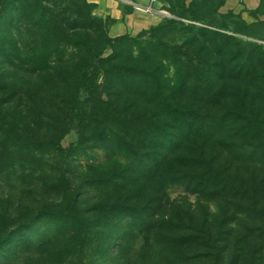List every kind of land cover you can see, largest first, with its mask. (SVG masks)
<instances>
[{
    "label": "rangeland",
    "instance_id": "374dc122",
    "mask_svg": "<svg viewBox=\"0 0 264 264\" xmlns=\"http://www.w3.org/2000/svg\"><path fill=\"white\" fill-rule=\"evenodd\" d=\"M132 1L146 12L161 11L164 22L175 18L173 9L178 11L183 4L187 8L192 0ZM197 1L199 6L193 9L202 19L183 20L234 36L232 49L244 55L238 61L231 62L228 56L222 60L226 68L230 63L242 64L241 78L223 79V71L207 68L206 60L219 58L195 29L186 32L167 27L149 32L150 27L142 30L146 31L143 34L114 35L110 33L114 19L96 13V1L90 2L93 18L78 13L88 8L77 0H15L0 5V264H264V26L248 23L233 9L223 11L226 0L221 6H217L219 0ZM159 3L164 10L158 9ZM257 11L264 12V0ZM103 33L116 41L124 35L132 39L116 42L114 49L103 48ZM87 36L100 57L119 55L114 60L116 70L98 59L94 67L98 94L109 95L115 105L109 114L114 125L123 119L130 124L146 120L153 128L166 121L175 134L177 128L170 124L176 123L179 114L173 117V110L159 105L163 95L174 109H198L194 125L198 131L183 144L192 148L197 142H206V158L229 179L227 188L239 185L246 188L245 193L234 195V191L225 190V195L205 196L188 192L185 184L193 170L185 168L183 184L176 182L164 191L159 190L157 180L126 187L134 172L121 173L128 166L106 161L110 154L93 145L91 128L100 126L105 104L84 92L80 97L85 104L79 110L71 104L77 94L75 76L88 52ZM76 41L79 43L74 46ZM149 46L165 47L178 54L180 65L195 69L187 91L175 90L171 78L175 64L160 59L159 70L152 74L154 65L145 63L143 54ZM46 56L47 63L41 60ZM202 71L208 73L202 76ZM132 80L143 95L137 97L126 86ZM222 85L224 90L218 93ZM217 100L216 105H209ZM225 102L235 106L244 102L246 119L236 121L237 115L232 113L216 131ZM40 106L53 112L49 118L60 117L53 122L64 132L61 145L77 148L67 164L58 156L43 161L35 157L32 143L39 130L35 109ZM77 114L85 121L80 122ZM193 116L188 114V118ZM205 130L210 133L207 140L200 135ZM115 184L124 188L116 189ZM124 202L123 209L114 207ZM134 208L141 212L134 215ZM63 209L65 215L60 213ZM156 219L162 223L173 220L175 229H156L150 239L145 233L136 235L143 224L153 225ZM179 224L193 225L179 229ZM130 230L134 234L124 243ZM209 232L211 242L201 245V236L207 238ZM184 235L193 242L179 245ZM25 239H30L31 247L13 254ZM143 245L144 250L140 249Z\"/></svg>",
    "mask_w": 264,
    "mask_h": 264
},
{
    "label": "trees",
    "instance_id": "16d2710c",
    "mask_svg": "<svg viewBox=\"0 0 264 264\" xmlns=\"http://www.w3.org/2000/svg\"><path fill=\"white\" fill-rule=\"evenodd\" d=\"M15 0H0L1 6H6L9 3L14 2ZM82 1L85 6H87L88 10H79L80 14H82L86 18H93L91 17V11L92 7L90 5V2H87L85 0H77ZM223 0H219L217 6L223 5ZM41 2H38L36 6H40ZM199 6L197 0H192L189 5L186 6L183 4L180 10H172L171 12L175 15V18H166L164 22H159L157 25H154L148 30L149 32H160L161 30L166 29L167 27H173L177 31L178 29H185L186 32H191L192 30H196L197 33L204 38L205 42L209 43L211 51H213L214 56L218 57V60H215L214 62H211L210 60H206L207 68L210 66L214 71H223V79H228L230 77L234 79H239L242 77V71H243V65L242 64H236V63H230L232 66L229 68H226L225 63L223 62L222 58L225 56H228L230 58V61H238L239 58L242 59L243 53L235 51L233 48L234 42H236V38L232 35H228L226 33H222L219 30L216 29H209L207 27H198L194 24H188L185 23L183 19H187L190 21H200L202 19V14L198 13L196 10L193 9L194 6ZM34 6V7H36ZM32 9V7H30ZM261 12L254 10L252 13ZM264 13V12H261ZM180 18V19H177ZM264 26V21H259ZM40 24L42 22L40 21ZM54 26V25H51ZM50 26V27H51ZM52 28V27H51ZM53 32V31H52ZM51 32V33H52ZM146 31H141L140 34L145 33ZM90 36H87L85 40L86 47L88 48V52L84 57L83 64L79 70V72L75 76V83L77 85V94L75 95V98L71 100V104L73 109H80V106L82 104H85L82 102V98L80 97L81 92L87 93L88 97L96 96L98 100H100L103 104H105L103 118L100 119V126L96 128H91L92 136H94V142L93 145L97 148H104L106 152L110 154V156L106 159V161H113L114 163L123 162L125 163L127 168H123L121 173L128 175V173H132L133 178L130 179V181L127 183L126 187H133L138 184L144 185L152 180L158 181V188L160 191H164L167 186L171 184H175L176 182L182 185L181 180V174L182 169H192L193 172L191 175H189L188 183L185 184V188L188 190V192L195 193V194H207L205 196H208L210 194H214L217 196L225 195L227 192L225 190L229 191V193H232L234 191V195H238L239 193L244 194L246 191L245 187L242 186H233L231 188H227L229 184V179L224 178L222 173L215 168L211 164V159H207V150H206V142H203L198 145L193 146L192 148H189L185 146L184 141H186L190 135H192L194 132L197 133V129L194 127L195 120H197L198 117V109H194L191 112H186L185 110L172 107L171 102L168 101V99L163 95L164 100L159 103V105H162L166 109L173 110V117H175V113L179 114L178 119H176L175 124H170V126L175 130L177 128V132L172 133L171 130L168 128L169 124L166 121H160L157 122L156 125L153 128L148 127V123L145 121L136 123V121H132L131 124L126 120H121L117 125H114V120H111L109 118L110 110L115 108V105L112 104L111 100L112 98L108 96H103L98 94V73H96L94 67L95 62L98 59L99 62H101L102 65H108V67L111 70H116L117 65L114 63L115 58H118L119 55H109L105 57H100L101 53L96 52V50H93L90 46V42L88 41ZM128 39L131 40L132 38L130 36H121L117 41L115 38H112L108 36L107 34L103 33V36L101 38L102 43H104L105 46L103 48H106L107 46L114 49L116 47L115 43L120 42L121 40ZM79 43V41H76L74 43V46H76ZM84 43V42H83ZM242 43V42H241ZM248 45V44H247ZM166 46V45H165ZM248 50L251 49L249 48ZM145 56V63L154 65V72L152 74H155V71L159 70V64L160 59L166 60L169 63L175 64L174 72L171 76V78L174 77V80H172V83L175 87V90L177 92H185L188 88V81L195 76V69L190 68L185 65H180L177 58V53L168 50L164 47V49H159L158 47L149 46L146 49H144ZM251 55V53H249ZM99 57V58H98ZM41 60L45 61V63L48 62V56L45 58H41ZM40 65V63H37ZM179 64V65H178ZM249 68L251 67L253 69V65H248ZM250 68V70H251ZM255 69V66H254ZM36 71V70H33ZM208 72L205 73V71L201 72L202 76H205ZM220 73V72H219ZM218 73V74H219ZM156 75V74H155ZM136 81L132 80L127 87H130L132 90V94L138 96L143 95L144 93L139 90L137 86H135ZM191 90V87H190ZM224 90V87L219 89L218 93H222ZM160 94L162 95V91H160ZM117 95L121 96L122 94L120 91H117ZM63 96L62 98L66 97V93L61 94ZM216 101V100H215ZM211 102V104H217V102ZM79 103V105H78ZM112 104V105H111ZM215 104V105H216ZM223 105L226 106L225 113L221 116H219L218 120L219 124L216 126L215 130L218 131L221 127H223L224 122L227 121V116L230 114H236V121H242L246 119L245 116V103L241 102L235 106V104H232L229 102H225ZM41 107V106H40ZM38 110L35 109V112H37L38 115V133L37 138L32 143L34 145V151H35V157L38 158L40 161L46 160V157H61L65 160V164H67V160L69 159L70 155L74 154L75 151H77V148H65L61 145L60 140L64 134V132H59L58 129H56L55 123L53 122L54 118H57L59 120L60 117L53 116V118H49L52 116L51 111L48 110V108L41 107ZM83 107V106H82ZM238 109V110H237ZM241 110V111H239ZM98 111V110H97ZM115 111V110H112ZM234 111V112H233ZM66 113V111H65ZM194 115L192 118H188V114ZM76 117L80 120V122L85 121L82 114H77ZM181 133V137L179 142H176L175 139H177L176 136H179ZM207 130L204 131L203 137L206 139L208 134ZM83 138V137H82ZM26 139V138H24ZM204 139V140H205ZM207 140V139H206ZM23 141V139H22ZM98 143V144H97ZM24 146H29L31 143H21ZM124 157L122 159L120 156ZM67 167V165L65 166ZM41 172H44V168H40ZM66 168L64 169L62 173L61 180H66ZM116 175L115 177H118L119 173L115 171ZM222 174V175H221ZM111 181V180H110ZM225 183V184H224ZM116 189H123L124 185L115 184ZM114 185V186H115ZM221 185V186H220ZM163 188V189H162ZM156 196V195H155ZM154 196V197H155ZM204 196V197H205ZM215 196V197H217ZM157 197V196H156ZM125 202L122 204H114V207H120L123 209L125 207ZM125 209H130V206H126ZM134 215H137L141 212V209L134 208V210L131 212ZM61 214H66V211L63 209ZM137 218V216H136ZM135 218V219H136ZM147 219V218H146ZM173 220H165L163 223L156 219L151 224H143L144 221H140L143 224V228L136 232L137 236H141L145 233V237L150 239L151 234H153V231L156 229H175V227L172 226L171 222ZM193 224L184 225L180 224L178 225V228H191ZM29 228L28 230H30ZM133 230L129 231V234L125 237L124 243H129V239L131 236H133ZM129 236V237H128ZM188 235H184L181 238H179V245H188L193 242V239L190 237H186ZM30 236H28L29 238ZM211 233L209 232L208 237L205 238V236H201V239L203 240L202 243H208L211 242ZM177 239V238H176ZM175 240V239H174ZM174 240L171 242L174 243ZM203 244V245H207ZM20 246L17 247V249L14 251L13 254H17L20 252V250L29 249L32 245V242L30 239H25L22 244H19ZM209 245V244H208ZM146 247V245H143L140 249H143ZM215 264H218L217 262Z\"/></svg>",
    "mask_w": 264,
    "mask_h": 264
},
{
    "label": "crops",
    "instance_id": "0c3cea01",
    "mask_svg": "<svg viewBox=\"0 0 264 264\" xmlns=\"http://www.w3.org/2000/svg\"><path fill=\"white\" fill-rule=\"evenodd\" d=\"M96 1L95 11L102 16H110L114 19V24L110 33L121 35L125 33H137L148 29L162 20V12H146L141 8H135L132 3L124 0H93ZM132 1V0H129ZM134 2V1H132ZM154 3V2H153ZM152 3V4H153ZM261 0H226L223 11L233 9L241 13L242 17L248 22L264 21V13L252 11L257 10ZM162 6L158 5L159 10ZM166 11V10H165Z\"/></svg>",
    "mask_w": 264,
    "mask_h": 264
},
{
    "label": "built area",
    "instance_id": "2783aa9c",
    "mask_svg": "<svg viewBox=\"0 0 264 264\" xmlns=\"http://www.w3.org/2000/svg\"><path fill=\"white\" fill-rule=\"evenodd\" d=\"M85 1H87V2H93V0H85ZM124 1L129 2V3H132V4H135L134 2L129 1V0H124ZM135 5H136V4H135ZM135 7H137V6H135ZM137 8H139V7H137ZM148 9H151V7H147V10H148Z\"/></svg>",
    "mask_w": 264,
    "mask_h": 264
}]
</instances>
